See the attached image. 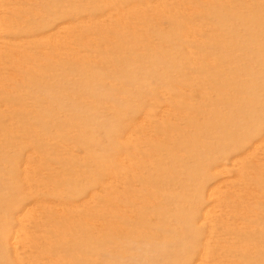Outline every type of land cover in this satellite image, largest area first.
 I'll return each instance as SVG.
<instances>
[{"label":"rangeland","instance_id":"374dc122","mask_svg":"<svg viewBox=\"0 0 264 264\" xmlns=\"http://www.w3.org/2000/svg\"><path fill=\"white\" fill-rule=\"evenodd\" d=\"M0 264H264V0H0Z\"/></svg>","mask_w":264,"mask_h":264}]
</instances>
